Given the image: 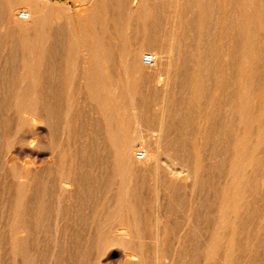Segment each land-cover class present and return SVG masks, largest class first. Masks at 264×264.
Listing matches in <instances>:
<instances>
[{
  "label": "rangeland",
  "instance_id": "rangeland-1",
  "mask_svg": "<svg viewBox=\"0 0 264 264\" xmlns=\"http://www.w3.org/2000/svg\"><path fill=\"white\" fill-rule=\"evenodd\" d=\"M187 1L195 0H149L151 8L154 10L153 16L151 15L150 17L153 19L152 22L155 25V32L158 36L150 50L148 49L145 53L157 52L162 57L166 56L167 52L171 53L172 59L168 63V65L171 64L168 67L170 73L169 75L165 74L162 79L166 81L169 78L172 82V88L170 87L168 91H163L162 88L155 90L152 86L145 91L143 100L148 109L147 114L150 116L151 113L150 118L153 119L157 118L160 120L165 111L172 109L171 116L168 115L169 131L172 134L171 139L173 140L174 137V140H178L179 145L185 148L186 153H190V162L192 165H196L193 167L195 168V179L197 180L189 181L185 174L176 176L177 178L167 176L162 169L157 168L155 158L157 155L153 151V141L139 140L140 142L134 143L132 158L140 170L131 177H124L120 172H117L114 176L112 174L111 176L108 175L103 180L104 184L102 187H105V189L101 187L100 191H95L96 195L99 196L95 194L93 196L89 195V199L88 197H82L83 192H78L77 187L72 186L71 181L76 178L77 174L80 177V173L87 172L86 170H88L90 165L87 162L90 163L91 159V161H99L98 166L101 168V156H104V154L97 150L102 149V146L110 145V143L102 132V126H98L100 124L99 118H97L94 109H92L93 107L86 97V91L81 84L84 81L81 79L82 72H84V67L88 65H82L81 61H77L80 57L79 55L74 56L76 65H67L69 36L74 31L84 38L88 35L100 34L99 23L105 16V14L101 13V10L117 8L125 11L130 6H137L138 0H0V85H2V88H0V112H4L0 113L2 123H0V216L2 217H0V264H264V58L260 62H249L248 65H243V58H241L240 54L242 48L240 45L241 36L249 35L250 39L254 40L255 38L253 37L256 32L252 29L238 28L241 26V22L234 19L235 16L237 18L241 17L239 0H204L208 6L206 7V25L209 27L204 31V37L208 39L202 45L203 50H198L193 41L187 42L185 39L179 42L178 38L174 40L170 37L171 33H173V25L171 24L177 22L174 21L176 18L183 16V20H198V14L187 12L186 7H184ZM258 1L264 0H256V2ZM171 2H174L172 7L170 6ZM214 2L220 3L215 19L211 18L214 16L212 12L215 11H213ZM235 2L237 3L235 4ZM9 13L13 20L21 18L20 14L22 13L33 17L41 16L47 18L48 26L45 28L44 38L36 48V58H39V65H33V68H29L31 77L29 75L23 77L26 70H24L22 59H25L29 54L23 53L16 37L13 39L15 41L11 43L13 32L8 31L6 26ZM131 32V42L133 44L138 43L140 37L136 38L135 32L134 34L133 31ZM241 32L244 33L242 34ZM176 33L180 35L181 32L177 31ZM222 47L224 56L222 55ZM260 49L264 50L263 47ZM198 52L205 57L204 65L197 66L198 61L194 55H199ZM255 52L252 55L256 57L258 50L255 49ZM259 55L264 57V51ZM180 56L183 57L182 60L179 59ZM7 68L11 69L7 70ZM113 74L117 75L118 72L115 71ZM6 78L10 79L7 80ZM46 80H49L47 81L48 83ZM194 83L199 86L194 85ZM186 84H188V87ZM41 89L43 91L46 90V93L42 92ZM16 92H19L23 99L16 100L10 108L9 98ZM249 93H252V95L249 96ZM255 93L258 95L256 96ZM45 96L49 97L46 98ZM51 97L52 100L50 99ZM68 97H71V99H68ZM1 101L4 103L2 104ZM6 104L7 106H5ZM35 105L39 106L38 113L34 110ZM191 105H194L195 108L194 106L191 108ZM184 106L186 107L185 109ZM242 107L245 109L244 112L241 110ZM32 109L33 111H31ZM181 109L184 111H181ZM174 110L177 112L181 111L180 115H178L180 117H177L179 120L175 118L174 114L176 111ZM253 113L254 115H252ZM3 114L4 116L6 115V118L3 117ZM31 114L33 115L31 116ZM49 116L51 119L48 118ZM242 116L246 118L247 124L241 119ZM252 116L253 118H251ZM170 117H172V122L169 120ZM190 117L191 119L189 120L188 118ZM260 122L263 123L261 124ZM206 123L208 125L206 126L207 129L205 128ZM184 125L187 126V129ZM1 130H3L4 134ZM254 130H257L256 133H254ZM101 132L103 136L100 134ZM198 135L200 136L198 137ZM214 138L216 139L214 140ZM209 140L212 142H209ZM147 143L150 148L147 147ZM78 145L80 148H78ZM97 145H100V147ZM241 146L249 147V159L245 164L241 165L242 175H238L241 187L233 191V179L238 177L234 172V167L238 163L236 156L241 150ZM262 146L263 148L260 149ZM145 148H149V156L143 162L137 161L135 158L136 152L140 149L146 151ZM92 151L93 154H91ZM85 154L86 156L88 155V158ZM69 164H72L71 167ZM68 178L70 183L66 181L69 180ZM130 181H133V183ZM227 181L230 185L226 184ZM63 184L64 186H62ZM61 187L64 189L62 190ZM123 187H129L126 188L128 194L126 196L122 194ZM232 191L235 204L233 203L231 208L227 210V199L232 198ZM118 194H122L121 197L125 202L128 201L127 203L133 211L131 215L132 221L108 214L107 208L116 201ZM228 196L230 197L228 198ZM41 197L45 198L42 199ZM235 198H238V201ZM103 199H105V202ZM77 200L81 202L78 201V203ZM10 201L14 202L11 204ZM99 207L102 208L100 209ZM19 209H21V212ZM92 210L94 211L92 212ZM97 210L98 212H96ZM58 211L60 212L56 213ZM25 212H27L26 215H24ZM202 212L204 213L202 214ZM210 212L213 214H209ZM217 222L218 224L216 225ZM230 224L232 227H230ZM134 231H138L137 234ZM129 235H132V238ZM129 239L131 241L134 240L130 242ZM64 248L68 250H64ZM53 249L57 251L53 252ZM11 250L13 254L10 253ZM191 250L195 251L192 252ZM54 253H56V256ZM58 255H61V258ZM54 256L56 259H53ZM20 260H22V263Z\"/></svg>",
  "mask_w": 264,
  "mask_h": 264
},
{
  "label": "bare ground",
  "instance_id": "bare-ground-1",
  "mask_svg": "<svg viewBox=\"0 0 264 264\" xmlns=\"http://www.w3.org/2000/svg\"><path fill=\"white\" fill-rule=\"evenodd\" d=\"M3 1V0H2ZM5 1V0H4ZM25 1V0H24ZM241 5V17H236L234 20L240 21L241 26L238 28H247L249 30H253L256 33L254 34L255 38L254 40L250 39L249 35L241 36L242 39L240 40L241 45V58H243V65H248L249 62H260L263 60L264 57L260 56L259 54L264 51L260 48H264V1H258L256 0H239ZM29 2V1H28ZM27 2V3H28ZM130 2V1H129ZM134 2V1H133ZM136 2V1H135ZM151 2V1H150ZM149 0H138L137 6L131 7L128 10L122 11L113 9L108 10L104 9L101 10V13L105 14V16L100 20L99 28L101 29V33L94 34V35H88L86 38L81 36L80 34L76 33L74 31L69 36V57L67 59V65H76L74 56H80L77 61H81L82 65H88L84 67V72L81 75V79L84 80L82 84V87L86 91L88 101L91 103L92 109H94L95 114L97 115V118H99L100 125L102 126V132L106 136V140L110 143V145L104 147L102 146V149H98L97 151L103 152L104 156L102 157L101 162V168L98 166L99 161H91L88 166V170H86V173H80L76 175V178L72 180V186L77 187V191L83 192L84 198L88 197L89 195L93 196V194L96 195L95 191H100L101 187L103 186V180L108 175L111 176V174L114 176V174H117V172L122 173V175L131 177L135 173H137L140 169L136 166V162L132 158V151L134 150V143L138 142L139 140L142 141H153L154 144V153L157 155L156 158V164L158 169H162L167 176L170 178H177L176 176H181L183 174L186 175L187 179L189 181L197 180L195 179V166L191 164L190 162V153H186L185 148L182 145H179V142L171 139L172 134H170L169 128L170 123L168 122V115L171 116L172 109H168L163 113L161 116V119L158 120L157 118H150L152 115L150 113V116L148 113V109L145 105V102L143 100V95L145 91H147L148 88L154 87L155 90H159L160 88L163 89V91H168L170 89L172 82L170 79H162V77L166 74L169 75L170 71H168V67L171 65L169 61L172 59V55L170 52L166 53V56L162 57L160 56V53L157 52L151 53L153 57L155 58V63L152 66H147L143 62V58L146 55V51L155 43V40L157 39V34L155 32V25L152 22V17H150L153 14V9L151 8ZM231 2V1H230ZM20 3V2H18ZM48 3V2H47ZM106 3V2H105ZM237 2H235L236 4ZM131 4V3H130ZM133 4V3H132ZM136 4V3H135ZM220 4V3H219ZM219 4L217 2L213 3V15L211 18L215 19L217 15V10ZM19 5V4H18ZM117 5V4H116ZM174 5V2L170 3V6L172 7ZM177 5V4H176ZM17 6V5H16ZM33 6V5H32ZM157 6V5H156ZM181 6V5H180ZM179 6V7H180ZM36 7V6H35ZM117 7V6H115ZM184 7H186L187 12L196 13L198 14V20L195 21L194 19H187L183 20L182 17L173 18L175 19L171 25L173 28V33H171L170 37H172L174 40L177 38L179 39V42H182L186 39L187 42L193 41L194 44H196L197 49H202L203 43H206V40L204 37V31L207 29L206 25V7L207 3L204 2V0H198V1H187L185 2ZM2 8V7H1ZM54 8V7H53ZM56 8V7H55ZM16 10V8H14ZM122 9V7H121ZM238 9V8H237ZM3 10V9H2ZM31 10V9H30ZM176 10V9H175ZM156 11V10H155ZM14 12V10H13ZM12 12V13H13ZM28 12V11H27ZM180 12V10H179ZM7 13V12H6ZM16 13V12H15ZM54 13V12H53ZM175 14V13H174ZM178 14V12H177ZM182 14V13H181ZM206 14V15H205ZM228 14V13H227ZM15 15V14H14ZM17 15V14H16ZM27 15V14H26ZM50 15V14H49ZM176 15V14H175ZM111 16V17H110ZM153 16V15H152ZM209 16V15H208ZM223 16V15H222ZM16 17V16H15ZM185 17V16H184ZM54 18V17H53ZM52 18V19H53ZM186 18V17H185ZM222 18V17H221ZM172 19V20H173ZM209 19V17H208ZM56 20V19H55ZM54 20V21H55ZM57 21V20H56ZM68 21V20H67ZM90 21V20H89ZM169 21V20H167ZM214 22V20H213ZM53 23V22H52ZM88 23V22H87ZM135 23V25H134ZM221 23V22H220ZM69 24V23H68ZM53 25V24H51ZM50 25V26H51ZM8 27V31H12L13 35H11V43L14 42L15 37L18 41V45L22 47L23 53H28L29 55L23 58V66L24 70H26L25 74H23V77H26L30 74L29 68H33V65H39V58H36V48L37 45H39L43 38H44V31L47 25V18L41 17V16H30L27 15V18H17L16 20H13L11 18L9 13L8 23L6 24ZM70 26V25H69ZM75 26V25H74ZM214 26V25H212ZM216 26V25H215ZM90 27V26H89ZM71 28V27H70ZM69 28V29H70ZM92 28V26H91ZM81 29V28H80ZM236 29V28H235ZM70 31V30H68ZM83 31V30H82ZM133 34L135 32V37H140V40L138 43H132L131 42V36L132 32ZM167 31V30H166ZM177 31H180V35L176 33ZM223 31V30H222ZM239 31V30H237ZM50 32V31H49ZM48 32V33H49ZM236 32V31H235ZM8 33V32H7ZM165 33V32H164ZM242 33V32H241ZM244 33V32H243ZM242 33V34H243ZM254 33V32H253ZM84 34V33H83ZM92 34V33H91ZM252 35V34H251ZM63 36V35H62ZM214 36V34H213ZM234 36V35H233ZM8 37V36H7ZM133 37V38H135ZM160 37V35H159ZM251 37V38H252ZM132 38V39H133ZM218 38V37H217ZM224 38V37H223ZM52 39V38H51ZM183 39V40H182ZM219 39V38H218ZM167 40V39H166ZM234 40V39H233ZM158 41V40H157ZM168 41V40H167ZM49 42V41H48ZM7 43V42H6ZM54 43V42H53ZM168 43V42H167ZM175 43V41H174ZM191 43V42H190ZM213 43V42H212ZM216 43V42H215ZM13 45V44H12ZM54 46V45H53ZM184 46V44H183ZM182 46V47H183ZM168 47V46H167ZM214 47V46H213ZM8 48V47H7ZM168 49V48H167ZM234 49V48H233ZM255 49L258 50V55L253 56L252 54L256 53ZM203 50V49H202ZM222 55H223V47H222ZM238 50V49H237ZM4 51V50H3ZM188 51V50H187ZM45 52V51H44ZM166 52V51H165ZM174 52V51H173ZM191 52V51H190ZM228 52V51H227ZM235 52V51H234ZM22 53V55H24ZM199 53V52H198ZM197 53V54H198ZM164 54V53H163ZM175 54V53H174ZM159 55V56H158ZM183 55V52H182ZM193 55V53H192ZM221 55V57H222ZM226 55V54H225ZM185 56V55H184ZM187 56V54H186ZM195 58H197V66L198 65H204L205 57L200 55H194ZM224 56V55H223ZM253 56V57H252ZM49 57V56H48ZM178 58V57H177ZM182 56L179 57V59L182 60ZM42 59V58H41ZM54 59V57H53ZM175 59V58H174ZM185 59H187L185 57ZM213 59V58H212ZM18 60V59H17ZM16 60V62H17ZM49 60V59H48ZM227 60V58H226ZM43 61V60H42ZM53 61V60H52ZM55 61V60H54ZM191 61V60H190ZM45 62V61H44ZM49 62V61H48ZM173 62V61H172ZM175 62V61H174ZM180 62V61H179ZM182 62V61H181ZM185 63V62H184ZM7 64V63H6ZM5 64V65H6ZM19 64V63H18ZM55 64V63H54ZM65 64V63H63ZM182 64V63H181ZM224 64V63H223ZM14 65V64H13ZM48 65V64H47ZM52 65V64H51ZM179 65V64H178ZM212 65V64H211ZM221 66V64H219ZM218 65V66H219ZM15 66V65H14ZM216 66V65H215ZM13 67V66H12ZM190 67V66H189ZM9 68V67H8ZM7 70H10L8 69ZM28 68V72H27ZM49 68V67H47ZM174 68V67H173ZM188 69V67H186ZM185 68V70H186ZM215 68V67H213ZM2 69V68H1ZM66 69V68H65ZM76 69V68H75ZM207 69V68H206ZM211 69V68H210ZM6 70V69H5ZM6 70V71H7ZM15 70V69H14ZM13 70V71H14ZM23 70V69H22ZM43 70V69H42ZM54 70V69H53ZM118 72L117 75L113 74ZM212 71V70H211ZM9 72V71H8ZM43 72V71H42ZM67 72V71H66ZM81 72V71H80ZM234 72V71H233ZM2 73V72H1ZM5 73V72H3ZM78 73V72H77ZM168 73V74H167ZM41 74V73H40ZM65 74V73H64ZM81 74V73H80ZM207 74V73H206ZM247 74V73H246ZM245 74V75H246ZM263 74V73H262ZM33 75V74H32ZM66 75V74H65ZM77 75V74H76ZM257 75V74H256ZM9 76V75H8ZM31 77V75H29ZM177 76V74H176ZM255 76V75H254ZM253 76V77H254ZM3 77V76H2ZM7 77V76H6ZM16 77V76H15ZM205 77V76H204ZM244 77V76H243ZM260 77V76H259ZM4 78V77H3ZM22 78V76H21ZM29 78V77H28ZM43 78V77H42ZM45 78V77H44ZM203 78V77H202ZM246 77H244L245 79ZM261 78V77H260ZM259 78V79H260ZM264 78V77H263ZM7 79V78H6ZM5 79V80H6ZM10 79V78H8ZM7 79V80H8ZM14 79V78H13ZM12 79V81H13ZM30 79V78H29ZM50 79V78H49ZM179 79V78H178ZM189 79V78H188ZM193 79V77H192ZM191 79V80H192ZM200 79V78H199ZM241 79V78H240ZM26 80V79H25ZM116 80V81H115ZM173 80V79H172ZM180 80V79H179ZM190 80V81H191ZM194 80V79H193ZM227 80V79H226ZM229 80V79H228ZM247 80V78H246ZM261 80V79H260ZM11 81V80H10ZM49 80H46V82ZM208 81V80H207ZM210 81V80H209ZM3 82V81H2ZM5 82V81H4ZM9 82V81H8ZM24 82V81H23ZM28 82V81H27ZM71 82V81H70ZM178 82V81H177ZM193 82V81H192ZM202 82V80H201ZM205 82V81H204ZM246 82V81H245ZM248 82V81H247ZM263 82V81H262ZM10 83V82H9ZM16 83V81H15ZM48 83V82H47ZM66 83V82H65ZM181 83V82H180ZM185 83V82H184ZM220 83V82H219ZM223 83H225L223 81ZM227 83V82H226ZM193 84V83H192ZM229 84V83H228ZM245 84V83H244ZM261 84V83H260ZM9 85V84H8ZM11 85V84H10ZM70 85V84H69ZM188 87V84H186ZM194 85H197L194 83ZM211 85V84H210ZM235 85V84H234ZM2 85H0V88ZM190 86V85H189ZM192 86V85H191ZM199 86V85H197ZM223 86V85H222ZM230 86V85H229ZM247 86V85H246ZM256 86V85H253ZM258 86V85H257ZM6 87V86H5ZM47 87V86H46ZM183 87V86H182ZM186 87V89H187ZM236 87V86H235ZM33 88V87H32ZM44 88V87H43ZM172 88V87H171ZM201 88V87H199ZM240 88V87H239ZM243 88V87H241ZM253 88V87H252ZM257 88V87H256ZM4 89V88H3ZM8 90V88H6ZM179 89V88H178ZM196 89V88H195ZM212 89V88H211ZM234 89V88H233ZM244 89V88H243ZM251 89V88H250ZM261 89V87H260ZM2 90V89H1ZM17 90V89H16ZM22 90V89H20ZM19 90V92H20ZM42 90V89H41ZM202 90V88H201ZM217 90V89H216ZM223 90V89H222ZM231 90V89H230ZM253 90V89H252ZM263 90V89H262ZM261 90V91H262ZM46 90H42V92H45ZM66 91V90H65ZM69 91V90H68ZM83 91V92H85ZM177 91V90H175ZM194 91V90H193ZM203 91V90H202ZM218 91V90H217ZM239 91V90H238ZM242 91V89H241ZM15 92V90H14ZM19 92L14 93L11 98H9L8 103L11 105L15 103L18 99H23L22 96H20ZM81 92V91H80ZM204 92V91H203ZM220 92V91H219ZM226 92V91H225ZM232 92V90H231ZM243 92V91H242ZM250 92V91H249ZM1 93V91H0ZM5 93V92H2ZM46 93V92H45ZM44 93V94H45ZM70 93V92H69ZM82 93V92H81ZM165 93V92H164ZM168 93V92H167ZM264 93V92H263ZM43 94V93H42ZM50 94V93H49ZM79 94V93H78ZM83 94V93H82ZM176 94V93H175ZM225 94V93H224ZM223 94V95H224ZM254 94V93H253ZM256 96L258 95L255 93ZM47 95V94H45ZM203 95V94H202ZM252 93H249V96H251ZM166 96V95H164ZM193 96V94H192ZM191 96V97H192ZM216 96V94H215ZM220 96V95H219ZM238 96V95H237ZM255 96V95H254ZM6 97V96H5ZM48 98L47 96H45ZM194 97V96H193ZM260 97V96H259ZM85 98V99H87ZM158 98V97H157ZM166 98V97H164ZM186 98V97H185ZM184 98V99H185ZM249 98V97H248ZM253 98V97H252ZM251 98V99H252ZM41 99V98H40ZM43 99V98H42ZM52 100V97L50 98ZM68 99H71V97ZM167 99V98H166ZM174 99V98H173ZM179 99V98H178ZM6 100V98H5ZM49 100V99H48ZM156 100V99H155ZM154 100V101H155ZM177 100V99H176ZM194 100V98H193ZM213 100V99H212ZM245 100V99H244ZM250 100V99H249ZM258 100V99H257ZM19 101V100H18ZM50 101V100H49ZM86 101V100H85ZM166 101V100H165ZM196 101V100H194ZM214 101V100H213ZM231 101V100H230ZM237 101V100H236ZM259 101V100H258ZM23 102V101H21ZM34 102V101H33ZM167 102V101H166ZM174 102V101H173ZM191 102V101H190ZM254 102V101H253ZM263 102V101H262ZM261 102V103H262ZM3 104L4 102L1 101ZM17 103V102H16ZM192 103V102H191ZM224 103V102H223ZM238 103V101H237ZM248 103V100H247ZM165 104V102H163ZM212 104V102H211ZM253 104V103H252ZM256 104V103H255ZM49 105V104H48ZM170 105V104H168ZM172 105V104H171ZM224 105V104H223ZM260 105V104H259ZM1 106V105H0ZM3 106V105H2ZM7 106V104L5 105ZM15 106V105H14ZM47 106V105H46ZM52 106V104H51ZM90 106V105H89ZM187 106V105H186ZM194 105H191V108ZM239 106V105H238ZM255 106V105H254ZM4 107V106H3ZM16 107V106H15ZM39 106L35 105L34 110L36 113L39 112ZM174 107V106H173ZM212 107V106H211ZM260 107V106H259ZM7 108V107H6ZM51 108V107H50ZM90 108V107H89ZM156 108V107H155ZM158 108V107H157ZM165 108V107H164ZM163 108V109H164ZM186 107L184 106V109ZM195 108V106H194ZM252 108V106H251ZM3 109V108H2ZM5 109V108H4ZM45 109V108H43ZM153 109V108H152ZM160 109V108H159ZM166 109V108H165ZM176 109V108H174ZM212 109V108H211ZM238 109V108H237ZM256 109V108H255ZM52 110V109H51ZM57 110V109H56ZM67 110V109H66ZM70 110V109H69ZM183 109H181L182 111ZM190 110V109H189ZM226 110V109H225ZM235 110V109H234ZM242 112H244L245 109L243 107L241 108ZM262 110V109H261ZM17 111V110H16ZM33 111V109L31 110ZM64 111V110H63ZM163 111V110H162ZM176 111V110H174ZM180 111V112H181ZM184 111V110H183ZM200 111V110H199ZM252 111V109H251ZM1 111L0 113H2ZM13 112V111H12ZM69 112V111H67ZM66 112V113H67ZM153 112V111H152ZM157 112V111H156ZM180 112H175L174 116L175 118L180 115ZM210 112V110H209ZM208 112V114H209ZM236 112V111H235ZM256 112V111H255ZM4 113V112H3ZM35 113V112H34ZM33 113V114H34ZM54 113V112H53ZM159 113V112H157ZM162 113V112H161ZM183 113V112H182ZM198 113V112H197ZM201 113V112H199ZM258 113V112H257ZM260 113V112H259ZM31 114V116L33 115ZM72 114V113H71ZM93 115V113H91ZM160 114V113H159ZM158 114V116H159ZM189 114V113H188ZM207 114V115H208ZM240 114V113H238ZM237 114V119L239 118ZM2 115V114H1ZM13 115V114H12ZM91 115V116H92ZM205 115V114H204ZM236 115V114H235ZM254 115V113L252 114ZM70 116V115H69ZM94 116V115H93ZM257 116V115H256ZM259 116V115H258ZM262 116V115H261ZM3 117L6 118V115ZM11 117V115H10ZM24 117V116H23ZM45 117V116H43ZM67 117V116H66ZM75 117V116H74ZM96 117V116H95ZM180 117V116H179ZM178 117V118H179ZM195 117V116H194ZM197 117V116H196ZM199 117V116H198ZM9 118V117H7ZM27 118V117H26ZM50 118V116L48 117ZM177 118V119H178ZM183 118V117H182ZM235 118V117H234ZM253 118V116L251 117ZM257 118V117H256ZM39 119V118H38ZM44 119V118H43ZM51 119V118H50ZM70 119V118H68ZM75 119V118H74ZM189 120L191 119L188 118ZM187 119V120H188ZM241 119L247 124V120L244 116L241 117ZM71 120V119H70ZM70 120H68L70 122ZM172 122V117L169 118ZM179 120V119H178ZM208 120V119H207ZM249 120V119H248ZM8 121V119H7ZM6 121V122H7ZM34 121V120H33ZM263 121V120H261ZM4 122V121H3ZM11 122V121H10ZM67 122V121H66ZM188 122V121H187ZM186 122V123H187ZM208 122V121H207ZM1 123V120H0ZM68 123V122H67ZM90 123V122H89ZM88 123V124H89ZM98 123V122H97ZM174 123H176L174 121ZM215 123V122H214ZM232 123V122H231ZM261 123V122H260ZM263 123V122H262ZM261 123V124H262ZM2 124V123H1ZM8 124V123H7ZM34 124V123H33ZM36 124V123H35ZM93 124V123H92ZM49 125V124H48ZM68 125V124H67ZM97 125V124H96ZM176 125V124H175ZM181 125V124H180ZM239 125V124H238ZM237 125V126H238ZM258 125V124H257ZM1 126V125H0ZM51 126V122H50ZM93 126V125H92ZM185 126V125H184ZM207 123L205 124V128L207 129ZM232 126V125H231ZM245 126V124H244ZM251 126V125H250ZM264 126V125H263ZM3 127V126H2ZM6 127V126H5ZM52 127V126H51ZM97 127V126H96ZM97 127V128H99ZM187 129V126H185ZM204 127V125H203ZM215 127V126H214ZM221 127V126H220ZM229 128V127H228ZM243 128V127H242ZM4 129V128H3ZM174 129V128H173ZM225 129V128H224ZM235 129V128H234ZM248 129V128H247ZM251 129V128H250ZM262 129V128H261ZM72 130V129H71ZM100 130V129H99ZM172 130V129H171ZM175 130V129H174ZM205 130V129H204ZM230 130V129H229ZM237 130V129H236ZM235 130V131H236ZM260 130V129H259ZM3 130H1L2 132ZM5 131V130H4ZM68 131V130H67ZM223 131V130H222ZM255 131V130H254ZM257 131V130H256ZM256 131L254 133H256ZM264 131V128H263ZM102 132L100 133L102 135ZM175 132V131H174ZM230 132V131H229ZM237 132V131H236ZM262 132V131H261ZM3 133V132H2ZM60 133V132H59ZM200 133V130H199ZM244 133V131H243ZM4 134V133H3ZM7 134V133H6ZM155 134V135H154ZM157 134V135H156ZM241 134V133H240ZM253 134V133H252ZM65 135V134H64ZM177 135V134H176ZM227 135V134H226ZM237 135V134H236ZM245 135V134H244ZM2 136V135H1ZM66 136V135H65ZM97 136V135H96ZM103 136V135H102ZM187 133L185 135L186 139ZM200 135H198L199 137ZM207 136V135H206ZM252 136V135H251ZM255 136V134H254ZM4 137V136H3ZM180 137V136H179ZM231 137V136H230ZM237 137V136H236ZM68 138V135H67ZM72 138V137H71ZM91 138V137H90ZM243 138V137H242ZM252 138V137H250ZM4 139V138H3ZM2 139V140H3ZM6 139V137H5ZM93 139V138H91ZM101 139V138H100ZM204 139V138H202ZM216 138H214L215 140ZM256 139V137H255ZM88 140V139H87ZM90 140V139H89ZM198 140V139H197ZM221 140V138H220ZM234 140V139H233ZM236 140V139H235ZM78 141V140H77ZM106 141V143H107ZM245 141V140H244ZM1 142V141H0ZM70 142V141H69ZM140 142V141H139ZM209 142H212L209 140ZM260 142V141H259ZM185 143V142H184ZM243 143V142H241ZM23 144V143H22ZM146 144V143H145ZM152 144V143H151ZM261 144V143H260ZM1 145V144H0ZM148 145V143H147ZM146 145V146H147ZM241 145V144H239ZM79 146V145H78ZM91 146V145H90ZM100 147V145H97ZM249 146V145H248ZM248 146H241V150L237 153V165L234 167V172L236 176L240 175L242 172V164H245L249 159V147ZM86 147V146H84ZM149 147V145L147 146ZM188 147V146H187ZM190 147V146H189ZM80 148V146L78 147ZM150 148V147H149ZM148 148V149H149ZM263 146L260 148L262 149ZM146 149V148H145ZM146 149L145 157L142 160H138L139 162H143L146 160L147 156H149L150 151ZM253 150V149H252ZM69 151V150H68ZM143 151V150H142ZM238 151V150H237ZM261 151V150H260ZM79 152V151H77ZM76 152V153H77ZM85 152V151H84ZM259 152V151H258ZM74 153V152H73ZM82 153V152H81ZM87 154V152H85ZM99 153V152H98ZM193 153V152H192ZM70 154V153H69ZM83 154V153H82ZM85 154V156H86ZM89 154V153H88ZM93 154V151L91 152ZM205 154V153H204ZM98 155V154H97ZM151 155V154H150ZM194 155H196L194 153ZM258 155V154H256ZM260 155V154H259ZM84 156V155H83ZM88 156V155H87ZM86 156V157H87ZM76 157V156H75ZM81 157V156H80ZM98 157V156H97ZM217 157V155H216ZM261 157V156H260ZM83 158V157H82ZM88 158V157H87ZM259 158V157H258ZM151 159V158H150ZM149 159V160H150ZM201 159V158H200ZM260 159V158H259ZM65 160V159H64ZM66 161V160H65ZM85 161H87L85 159ZM203 161V160H202ZM62 162V160H61ZM72 162V161H71ZM196 162V160H195ZM73 163V162H72ZM84 163V162H83ZM82 163V166H83ZM100 163V162H99ZM216 163V162H215ZM76 164V163H75ZM155 164V165H156ZM72 165V164H71ZM69 164V166L71 167ZM87 165V164H86ZM198 165V164H197ZM247 165V164H246ZM61 166V165H60ZM65 166V165H64ZM63 166V167H64ZM140 166V165H139ZM194 166V167H193ZM141 167V166H140ZM143 167V166H142ZM214 167V166H213ZM253 167V166H252ZM61 168V167H60ZM66 168V167H65ZM64 168V169H65ZM82 168V167H81ZM87 168V166H86ZM99 168V169H97ZM145 168V166H144ZM63 169V171H64ZM83 169V168H82ZM147 169V168H146ZM201 169V168H200ZM151 170V169H150ZM202 170V169H201ZM260 170V169H259ZM62 171V170H61ZM78 171V170H77ZM81 171V170H80ZM84 171V169H83ZM147 171V170H146ZM160 171V170H159ZM218 171V170H215ZM246 171V170H245ZM197 172V171H196ZM262 172V171H261ZM148 173V172H147ZM60 174V173H59ZM149 174V173H148ZM256 174V173H255ZM75 175V174H74ZM163 175V174H162ZM242 175V174H241ZM70 176V175H67ZM63 177V176H62ZM244 177V176H243ZM262 177V176H261ZM64 178V177H63ZM109 178V177H108ZM156 178V177H155ZM159 178V177H157ZM181 178V177H180ZM184 178V177H183ZM204 178V177H203ZM231 178V177H230ZM229 178V179H230ZM69 179V178H68ZM182 179V178H181ZM107 180V179H106ZM120 180V179H119ZM133 180V179H132ZM156 180V179H155ZM187 180V181H188ZM209 180V179H208ZM69 181L70 179L66 180ZM127 181V180H126ZM144 181V179H143ZM161 181V180H160ZM183 181V180H182ZM181 181V182H182ZM251 181V180H250ZM263 181V180H262ZM133 183V181H130ZM179 182V181H177ZM206 182V181H205ZM261 182V181H260ZM41 183V181H40ZM43 183V182H42ZM62 183V181H61ZM65 183V182H64ZM67 183V182H66ZM108 183V182H107ZM252 183V182H251ZM255 183V182H254ZM263 183V182H262ZM159 184V183H158ZM201 184V183H200ZM226 184H229L228 181ZM34 185V184H33ZM61 185V184H60ZM66 185V184H65ZM109 185V183H108ZM128 185V184H127ZM131 185V183H130ZM133 185V184H132ZM152 185V184H151ZM210 185V184H209ZM230 185V184H229ZM262 185V184H261ZM264 185V183H263ZM7 186V185H6ZM21 186V185H20ZM29 186V185H28ZM43 186V185H42ZM64 186V184L62 185ZM70 185V187H72ZM116 186V185H115ZM118 186V185H117ZM125 186V185H124ZM145 186V185H144ZM158 186V185H157ZM257 186V185H256ZM2 187V186H1ZM31 187V185H30ZM131 187V186H129ZM129 187H123L122 194L125 196L127 194V189ZM143 187V186H142ZM241 187L239 176L233 179V186L232 190L235 191L238 188ZM21 188V187H20ZM39 188V187H38ZM62 188V187H61ZM73 188V187H72ZM71 188V189H72ZM97 188V189H96ZM105 189V187H102V189ZM117 188V187H116ZM133 188V187H131ZM160 188V186H159ZM191 189L190 187H188ZM260 188V187H259ZM64 188H62L63 190ZM74 189V188H73ZM157 189V188H156ZM185 189V188H184ZM195 189V188H194ZM210 189V188H209ZM242 189V188H241ZM262 189V188H260ZM6 190V188H5ZM28 190V189H27ZM44 190V189H43ZM69 190V189H68ZM118 190V189H117ZM177 190V189H176ZM229 190V189H228ZM22 191V190H21ZM76 191V190H75ZM113 191V190H112ZM129 191V190H128ZM151 191V190H150ZM167 191V190H166ZM204 191V190H203ZM233 191L231 194L230 199L228 200L227 204V210L231 208L232 204L235 202L233 197ZM29 192V191H28ZM63 192V191H61ZM69 192V191H68ZM74 192V191H73ZM158 192V190H157ZM195 192V191H194ZM223 192V191H222ZM225 192V191H224ZM21 193V192H20ZM47 193V192H46ZM106 193V192H105ZM119 193V192H117ZM164 193V192H163ZM252 193V192H251ZM4 194V192H3ZM18 194V193H16ZM22 194V193H21ZM33 194V193H32ZM38 194V193H37ZM40 194V193H39ZM45 194V193H44ZM74 194V193H73ZM80 194V193H79ZM122 194H118V197L114 203L108 206L107 212L110 216L119 217L127 219V221H132L131 215L133 214L132 209L130 208L129 204L123 200L121 197ZM139 194V193H138ZM158 194V193H157ZM156 194V195H157ZM177 194V193H175ZM5 195V194H4ZM34 195V194H33ZM113 195V194H112ZM193 195V193H192ZM244 195V194H243ZM3 196V195H2ZM35 196H37L35 194ZM49 196V195H47ZM99 196V195H96ZM114 196V195H113ZM116 196V195H115ZM159 196V194H158ZM191 196V195H190ZM189 196V197H190ZM226 196V195H225ZM238 196V195H237ZM28 197V196H26ZM46 197V196H45ZM44 197V198H45ZM59 197V196H58ZM66 197V196H65ZM78 197V196H77ZM102 197V196H101ZM104 197V196H103ZM174 197V196H173ZM172 197V198H173ZM179 197V196H178ZM193 197V196H192ZM227 197V196H226ZM230 196H228L229 198ZM16 198V196H15ZM40 198V197H39ZM42 198V197H41ZM42 198V199H44ZM75 198V197H74ZM90 199V197H88ZM225 198V197H224ZM239 198V197H238ZM238 198L236 199L238 201ZM36 199V198H35ZM34 199V200H35ZM88 199V200H89ZM93 199V198H92ZM96 199V198H95ZM101 199V198H100ZM107 199V198H105ZM103 199V201L105 200ZM167 199V198H166ZM165 199V201H166ZM192 199V198H191ZM197 199V198H196ZM33 200V199H32ZM46 200V199H45ZM62 200V199H61ZM76 200V199H75ZM87 200V199H86ZM94 200V199H93ZM136 200V199H135ZM139 200V199H138ZM162 200V199H161ZM224 200V199H223ZM222 200V201H223ZM5 201V200H4ZM15 201V200H14ZM14 201H10L11 204ZM80 200H77V202ZM85 201V200H83ZM91 201V200H89ZM100 201V200H99ZM111 201V200H110ZM177 201V200H176ZM202 201V200H200ZM236 201V202H237ZM245 201V200H244ZM31 202V201H30ZM28 202V203H30ZM33 202V201H32ZM59 202V201H58ZM72 202V201H71ZM76 202V201H75ZM81 202V201H80ZM87 202V201H86ZM105 202V201H104ZM130 202V201H129ZM137 202V200H136ZM186 202V201H185ZM191 202V201H190ZM211 202V201H210ZM21 203V202H20ZM25 203V202H24ZM37 203V202H36ZM79 203V202H78ZM83 203V202H82ZM90 203V202H89ZM134 203V202H133ZM166 203V202H165ZM174 203V202H173ZM177 203V202H176ZM1 204V203H0ZM9 204V203H8ZM17 204V203H15ZM76 204V203H75ZM96 204V203H95ZM98 204V203H97ZM172 204V203H171ZM179 204V203H178ZM212 204V203H211ZM217 204V203H216ZM235 204V203H234ZM34 205V204H33ZM73 205V204H72ZM78 205V204H77ZM90 205V204H88ZM101 205V204H100ZM131 205V204H130ZM21 206V205H20ZM24 206V205H23ZM31 206V204H30ZM36 206V205H35ZM46 206V205H44ZM76 206V205H75ZM84 206V204H83ZM97 206V205H96ZM103 206V204H102ZM226 206V205H225ZM224 206V207H225ZM236 206V205H235ZM246 206V205H244ZM249 206V204H248ZM12 207V206H10ZM47 207V206H46ZM45 207V208H46ZM80 207V206H79ZM95 207V206H94ZM107 207V206H106ZM191 207V206H190ZM5 208V207H4ZM33 208V207H32ZM75 208V207H74ZM85 208V207H84ZM89 208V207H87ZM100 208V207H99ZM102 208V207H101ZM100 208V209H101ZM242 208V207H241ZM7 209V208H6ZM29 209V208H28ZM94 209V208H93ZM99 209V210H100ZM140 209V208H139ZM166 209V208H165ZM199 209V208H198ZM212 209V208H211ZM216 209V208H215ZM235 209V208H234ZM248 209V207H247ZM5 210V209H4ZM14 210V209H13ZM21 212V209H19ZM18 210V211H19ZM34 210V209H33ZM70 210V209H69ZM89 210V209H88ZM45 211V209H44ZM61 211V210H60ZM60 211L56 212L59 213ZM82 211V210H81ZM91 211V210H90ZM88 211V212H90ZM94 210H92L93 212ZM220 211V210H219ZM240 211V209H239ZM23 212V211H22ZM98 212V210L96 211ZM191 212V211H190ZM199 212V211H198ZM215 212V211H214ZM1 213V212H0ZM19 213V212H18ZM17 213V214H18ZM27 212H25L24 215H26ZM73 213V212H72ZM71 213V214H72ZM106 213V212H105ZM139 213V212H138ZM164 213V212H163ZM204 212H202L203 214ZM222 213V212H221ZM16 214V215H17ZM22 214V213H21ZM34 214V213H33ZM74 214V213H73ZM93 214V213H91ZM98 214V213H97ZM107 214V213H106ZM135 214V213H134ZM213 214V213H209ZM249 214V213H248ZM31 215V213H30ZM59 215V214H58ZM61 215V214H60ZM101 215V214H99ZM98 215V217H99ZM236 215V214H235ZM240 215V214H239ZM93 216V215H92ZM90 216V217H92ZM105 216V214H104ZM200 216V215H199ZM221 216V215H220ZM253 216V215H252ZM1 217V216H0ZM32 217V216H31ZM59 217V216H58ZM57 217V218H58ZM163 217V216H162ZM190 217V216H189ZM203 217V216H202ZM219 217V216H218ZM217 217V218H218ZM2 218V217H1ZM45 218V217H44ZM74 218V217H73ZM103 218V217H102ZM196 218V217H195ZM208 218V216H207ZM211 218V217H210ZM236 218V217H235ZM5 219V218H4ZM19 219V218H18ZM98 219V218H97ZM136 219V218H135ZM213 219V218H212ZM243 219V218H242ZM245 219V218H244ZM247 219V218H246ZM38 220V219H37ZM73 220V219H72ZM88 220V219H87ZM90 220V219H89ZM102 220V219H101ZM117 220V219H116ZM160 220V219H159ZM158 220V221H159ZM187 220V219H186ZM197 220V219H196ZM201 220V219H200ZM15 221V220H14ZM23 221V220H22ZM39 221V220H38ZM44 221V220H43ZM42 221V222H43ZM60 221V220H59ZM98 221V220H97ZM104 221V220H103ZM210 221V220H209ZM233 221V220H232ZM20 222V221H19ZM28 222V221H27ZM91 222V221H90ZM117 222V221H114ZM120 222V221H119ZM190 222V221H188ZM219 222V220H218ZM216 223V225L218 224ZM244 222V221H243ZM56 223V222H55ZM69 223V222H68ZM71 223V222H70ZM98 223V222H97ZM162 223V222H161ZM160 223V224H161ZM19 224V223H18ZM42 224V223H41ZM44 224V223H43ZM94 224V223H93ZM123 224V223H122ZM145 224V223H144ZM232 224V223H231ZM230 224V227H232ZM235 224V223H234ZM237 224V223H236ZM251 224V223H250ZM13 225V224H12ZM98 225V224H97ZM163 225V224H162ZM210 226V224H208ZM208 225H206L208 227ZM221 225V224H220ZM58 226V224H57ZM101 226V225H100ZM129 226V225H128ZM131 226V225H130ZM159 226V225H158ZM190 226V224H189ZM40 227V226H38ZM56 227V226H55ZM136 227V226H135ZM144 227V226H143ZM161 227V225H160ZM13 228V227H12ZM45 228V227H44ZM58 228V227H57ZM57 228H55L57 230ZM100 228V227H99ZM112 228V227H111ZM146 228V227H145ZM159 228V227H158ZM187 228V227H186ZM209 228V227H208ZM250 228V227H249ZM27 229V228H26ZM115 229V228H113ZM112 229V231H114ZM131 229V228H130ZM134 229V228H133ZM138 229V228H137ZM144 229V228H143ZM160 229V228H159ZM194 229V228H193ZM205 229V228H204ZM241 229V228H240ZM13 230V229H12ZM41 230V229H40ZM55 230V231H56ZM128 230V229H127ZM217 230V229H215ZM219 230V229H218ZM231 230V229H230ZM247 230V229H246ZM249 230V229H248ZM25 231V230H24ZM76 231V230H75ZM161 231V229H160ZM35 232V231H34ZM57 232V231H56ZM63 232V231H62ZM66 232V231H65ZM136 232V231H134ZM138 232V231H137ZM136 232V234H137ZM199 232V231H198ZM197 232V233H198ZM204 232V231H203ZM216 232V231H215ZM238 232V231H237ZM236 232V233H237ZM242 232V231H241ZM249 232V231H248ZM36 233V232H35ZM71 233V232H70ZM131 233V231H130ZM133 233V232H132ZM193 233V232H192ZM207 233V232H206ZM240 233V232H239ZM238 233V235H239ZM65 234V233H64ZM80 234V233H79ZM114 234V233H113ZM134 234V233H133ZM139 234V233H138ZM160 234V233H159ZM208 234V233H207ZM215 234V233H214ZM218 234V233H217ZM48 235V234H47ZM62 235V234H61ZM183 235V234H182ZM197 235V234H196ZM243 235V234H242ZM245 235V234H244ZM31 236V235H30ZM49 236V235H48ZM69 236V235H68ZM73 236V235H72ZM71 236V237H72ZM102 236V235H101ZM113 236V235H112ZM130 236V235H129ZM201 236V235H200ZM32 237V236H31ZM61 237V236H60ZM67 237V236H66ZM132 238V235L130 236ZM139 237V236H138ZM159 237V236H158ZM198 237V236H197ZM244 237V236H243ZM2 238V237H1ZM55 238V237H54ZM53 238V239H54ZM59 238V237H58ZM140 238V237H139ZM187 238V237H186ZM210 238V237H209ZM208 238V239H209ZM227 238V236H226ZM245 238V237H244ZM34 239V238H33ZM64 239V238H63ZM158 239V238H157ZM203 239V238H202ZM207 239V240H208ZM235 239V238H233ZM11 240V239H10ZM72 240V239H71ZM123 240V239H122ZM121 240V242H122ZM130 240V239H129ZM134 240V239H133ZM132 240V241H133ZM141 240V239H140ZM160 240V238H159ZM201 240V239H199ZM3 241V240H2ZM12 241V240H11ZM88 241V240H87ZM120 241V240H119ZM130 240V242H132ZM210 241V240H209ZM214 241V240H212ZM232 241V240H231ZM237 241V240H236ZM239 241V240H238ZM10 242V241H9ZM68 242V241H66ZM85 242V241H84ZM109 242V241H108ZM107 242V244H109ZM124 242V241H123ZM160 242V241H159ZM216 242V241H215ZM119 243V242H118ZM158 243V242H157ZM198 243V242H197ZM225 243V242H224ZM3 244V243H2ZM42 244V243H41ZM59 244V243H58ZM70 244V243H69ZM76 244V243H75ZM156 244V243H155ZM230 244V241H229ZM12 245V244H11ZM10 245V246H11ZM74 245V244H72ZM79 245V244H77ZM160 245V244H159ZM190 245V244H188ZM3 247V245H1ZM57 246V245H56ZM84 246V245H83ZM131 246V245H130ZM156 246V245H155ZM232 246V245H231ZM230 246V247H231ZM1 247V248H2ZM20 247V245H19ZM31 247V246H30ZM69 247V246H68ZM74 247V246H73ZM129 247V246H128ZM141 247V246H140ZM229 247V248H230ZM7 248V247H6ZM12 248V247H11ZM33 248V247H32ZM31 248V249H32ZM72 248V247H71ZM79 248V247H78ZM88 248V246H87ZM86 248V249H87ZM137 248V247H136ZM196 248V247H195ZM227 248V247H226ZM75 249V248H74ZM82 249V248H81ZM141 249V248H140ZM198 249V248H197ZM17 250V249H16ZM64 250H68L67 248H64ZM78 250V249H77ZM128 250V248H127ZM183 250V249H182ZM181 250V251H182ZM190 250V249H189ZM229 250V249H228ZM55 250L53 249V252ZM57 251V250H56ZM55 251V252H56ZM141 251V250H140ZM192 251V250H191ZM195 251V250H193ZM192 251V252H193ZM74 252V251H73ZM159 252V251H158ZM186 252V251H185ZM200 252V251H199ZM3 253V252H2ZM12 253V250L11 252ZM35 253V252H34ZM52 253V252H51ZM70 253V252H69ZM140 253V252H139ZM142 253V251H141ZM13 254V253H12ZM19 254V253H17ZM38 254V253H37ZM41 254V253H40ZM56 256V253H54ZM2 255V254H1ZM81 255V254H80ZM213 255V254H212ZM226 255V254H225ZM17 256V255H16ZM15 256V257H16ZM51 256V255H50ZM53 257V259L55 258ZM59 256V255H58ZM61 256V255H60ZM59 256V258H61ZM71 256V255H70ZM78 256V255H77ZM218 256V255H217ZM224 256V255H223ZM227 256V255H226ZM230 256V255H229ZM41 257V256H40ZM73 257V256H72ZM76 257V256H75ZM85 257V256H84ZM228 257V256H227ZM3 258V257H2ZM52 258V257H51ZM78 258V257H77ZM146 258V257H145ZM14 259V258H13ZM39 259V258H38ZM56 259V258H55ZM79 259V258H78ZM77 259V260H78ZM16 260V259H15ZM34 260V259H33ZM70 260V259H69ZM80 260V259H79ZM78 260V261H79ZM17 261V260H16ZM15 261V262H16ZM22 263V260H20ZM40 261V260H39ZM51 261V260H50ZM56 261V260H55ZM27 262V261H26ZM38 262V261H37ZM41 262V261H40ZM59 262V261H58ZM66 264V263H65ZM68 264V263H67ZM74 264V263H72ZM141 264V263H140ZM143 264V263H142Z\"/></svg>",
  "mask_w": 264,
  "mask_h": 264
},
{
  "label": "built area",
  "instance_id": "built-area-1",
  "mask_svg": "<svg viewBox=\"0 0 264 264\" xmlns=\"http://www.w3.org/2000/svg\"><path fill=\"white\" fill-rule=\"evenodd\" d=\"M20 17L25 19V18H27V15L25 13H22V14H20ZM143 62L147 66H152L155 63V58L151 54H146L143 58ZM144 157H145V152L142 151L141 149L136 152V158L138 160H142V159H144Z\"/></svg>",
  "mask_w": 264,
  "mask_h": 264
}]
</instances>
